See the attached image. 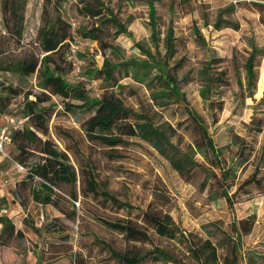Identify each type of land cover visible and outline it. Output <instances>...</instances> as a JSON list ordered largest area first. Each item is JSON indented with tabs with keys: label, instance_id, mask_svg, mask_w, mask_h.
Here are the masks:
<instances>
[{
	"label": "trees",
	"instance_id": "1",
	"mask_svg": "<svg viewBox=\"0 0 264 264\" xmlns=\"http://www.w3.org/2000/svg\"><path fill=\"white\" fill-rule=\"evenodd\" d=\"M120 1L129 3L133 0ZM155 2L156 0H146L150 40L154 50L142 42H136L147 58L113 60L106 54L107 49L118 52L117 46L104 39L107 27L115 29L114 36L130 34L126 21L112 6L113 0H79L78 13L88 17L90 22L77 25L75 29L72 28V21L64 18L61 13L51 15L48 8L44 7L41 26L31 40V45L27 44L23 54L17 59L6 61L1 58L6 50L3 48L4 43L0 45V62L4 63L1 68L16 69L21 75L35 73L39 88L35 92L24 91L23 88L0 83L5 92L0 94V113H7L12 96L21 93L25 95L21 119L13 126L11 134L15 149L13 160L28 167L26 175L15 185V191L24 198L30 197L36 202L52 204L72 220L79 216V204L76 206V202L79 203L80 195L103 206L110 204L117 210L132 208L128 202L100 186L91 156L82 155L85 163L79 161L74 147L69 143L79 146L80 138L77 139L70 129L60 125L54 127V132L50 129V121L56 113L55 105L48 104L52 95L62 97L65 112L84 114L80 119V127L83 132L81 137L86 145L94 144L112 150L128 144L130 139L143 140L168 159L171 166L187 180L192 178L197 169L204 171L200 188H208L210 199L224 197L230 205L234 204L235 198L251 194L252 185L264 189V175L260 174L264 167V138L256 148L254 143H247L244 136L233 134L232 143L236 149L231 159H228L214 141L206 118L191 106L184 90L185 84L194 79L198 80L200 95L210 112L212 123H217L224 106V86L229 83L227 71L222 65L223 57L211 54L199 62L196 73L191 70L184 71L187 57L178 55L179 39L175 36L171 21L161 39L163 32L156 16ZM27 3L28 0H1L3 34L20 43L25 30ZM179 3L183 6L186 1L179 0ZM237 4H247L258 12L259 22L264 26V0H231L226 7L219 10L214 22L216 28L240 27L238 21L224 15L225 12H233ZM170 6L173 11L174 4L171 3ZM56 7L60 9V6ZM72 35L77 36L80 41L92 39L96 42L97 49L100 48L106 54L101 67H84L80 78L71 76L73 63L67 57ZM196 36L202 45H206L200 32ZM250 46L244 63L246 85H243L241 79L240 85L243 93L247 89L248 96L253 97L259 79L258 67L264 57V44L260 45L251 40ZM77 55L84 60L86 58L85 52L78 51ZM27 58L33 61H27ZM35 59H39V62L34 61ZM126 77L143 83L146 92L141 94L132 84L123 83L122 80ZM89 81H99L100 89L94 93L88 86ZM31 95L34 98H30ZM131 96L135 98L134 104L127 101ZM169 109H173L174 115H179L175 123L171 119L175 116L166 115ZM255 109L256 112L259 109L264 112V90L255 103ZM181 127L190 130L191 141L184 140ZM247 127L250 132L262 133L264 116L254 113ZM53 133L66 144V150L60 149L52 137ZM69 153H73L79 163L80 190L77 185L78 170ZM107 154L114 159L122 157L121 153L114 151ZM250 163L254 165V169L240 179L239 170L243 172ZM36 178L39 188L35 186ZM64 185H68V188L65 189ZM2 200L7 201L5 198ZM62 200L72 201L71 211L62 204ZM95 215L106 226L121 233L126 241L151 243L147 248L134 244L120 250L97 238L119 264H240L244 260L243 237L253 230L256 220L254 213L232 220L229 227L223 226L219 219L208 220L201 223L202 231L198 232L183 228L169 211L154 206L152 201L141 210V221L131 217L109 219L96 213ZM27 222L24 218V227L19 228L7 214H0V246H17L16 242L25 237L29 227L38 236L43 234L42 227L31 223L27 225ZM150 229L167 238L169 243H154ZM53 238L59 236L55 235ZM55 242L48 241L47 245ZM28 250L17 252L26 253ZM32 251L37 258L36 264H41V249L34 246ZM256 254V251L249 250L246 264H251L249 259L254 260L253 256ZM80 258L77 252L71 255L73 264H77Z\"/></svg>",
	"mask_w": 264,
	"mask_h": 264
},
{
	"label": "rangeland",
	"instance_id": "2",
	"mask_svg": "<svg viewBox=\"0 0 264 264\" xmlns=\"http://www.w3.org/2000/svg\"><path fill=\"white\" fill-rule=\"evenodd\" d=\"M79 0H28L25 9V30L23 32L22 42H18L13 37L7 36L2 30V10L0 0V45L6 52L1 58L6 61L19 58L24 47L31 45V40L35 37L38 28L43 21V8L47 7L51 15L61 13L69 21L76 22L77 25L90 22L88 17L79 15L77 3ZM126 1V0H122ZM186 3L181 6L179 0H156V16L161 26V39L165 35L166 28L171 21L175 36L178 40V55H185L187 66L184 71L191 70L196 73L199 62L211 54L223 57L222 65L227 71L229 83L224 86L223 110L219 113L217 123H212L210 112L204 104L200 95V82L196 79L184 85V90L190 101L191 106L196 108L205 118L216 144L222 148L223 155L228 159L234 154L236 146L232 143L233 134L237 133L245 137L247 143L252 142L258 148L264 138L262 133H253L248 130L247 123L251 120L254 113L258 116H264L263 110L256 112L255 103L263 95L264 90V57L258 67V83L253 97L248 96V90L242 92L240 79L243 85H246V73L244 63L248 56L251 46L250 41L264 44V26L259 22V14L247 4H237L236 9L229 13L225 12V17L238 21L240 27L225 26L216 28L214 22L218 16L219 10L226 7L231 0H185ZM174 4L173 11L170 4ZM60 6L57 9L56 6ZM114 9L120 17L126 21L130 34L124 33L114 36V28L109 26L104 34V39L118 47V52L114 53L110 49L106 54L113 60L119 58H147L138 48L136 42H142L145 46L154 50L150 40V27L148 16V5L146 0H133L131 2H122L113 0ZM2 31V32H1ZM204 36L206 45H202L197 34L199 32ZM81 46V52L86 53L84 63L81 69L92 67H101L104 61V51L92 44L76 40ZM161 44H163L161 42ZM162 47V45H161ZM27 61H33L30 58ZM38 61L39 59H35ZM94 61V62H93ZM94 63V64H93ZM0 83L23 88L24 91H39L37 86L36 74L21 75L16 69L6 70L4 63L0 62ZM123 83L132 84L139 93L146 92L143 83L137 82L129 77L122 80ZM88 86L97 92L101 83L90 82ZM0 94H5L0 85ZM24 94L21 93L12 96L11 104L7 108V113L12 117L13 123L21 119ZM244 96V100L242 97ZM30 98H34L33 95ZM127 101L134 104L135 98L128 97ZM56 107V113L53 115L50 126L54 132V127L60 125L70 129L80 143L74 145L79 161L85 163L82 155H89L93 158V166L96 169V175L100 186L107 188L121 200L128 202L132 208L130 210H117L110 204L103 206L96 203L93 199L79 196V205L77 206L78 217L72 220L65 217L52 204H44L34 201L32 198H24L21 193L15 191L17 181L25 175V171H18L14 164L12 156L14 155V145L8 141L4 149L0 151V214H7L13 219L16 226L24 227V218L27 219V225L35 224L42 227L43 234L38 236L30 227L26 229L25 237L17 241V246H0V264H36L37 258L32 251L34 246L41 249L43 253V262L41 264H73L71 255L77 252V264H119L114 259L108 249L98 241H106L120 250H125L134 244L137 247L147 248L151 246L149 242H128L118 231L109 228L102 223L97 215H102L109 219L116 217H131L140 220V212L151 201L156 207L169 211L175 220L185 229L202 231L201 223L219 219L223 226L229 227L234 219L255 214V224L253 230L243 237L242 252L244 260L240 264H246L249 250L256 251L253 259H249L251 264H264V189L255 185L251 186V194L239 196L234 199V204L230 205L224 197L212 200L208 197V188L201 189L200 182L203 179L204 171L197 169L190 180L182 177L170 164L169 160L158 153L149 143L138 138L130 139L129 143L118 147L117 149H106L98 145H86L81 137L83 132L80 127V119L84 117L83 113H67L64 111L62 97L52 95L48 102ZM173 109H169L166 115L175 123L179 115L173 114ZM5 119L0 117V125L5 123ZM185 141L192 140L190 130L180 128ZM52 137L60 147L66 150V144L61 141L54 133ZM68 143V141H67ZM114 151L121 153V158H111L107 152ZM70 159L78 170V189L80 190V167L73 153H69ZM198 158H203L198 155ZM30 163V162H29ZM30 165V164H29ZM254 165L248 164L243 172L239 170L240 179H243L252 172ZM260 174L264 175V167ZM35 186L39 188L36 178ZM65 189L68 185H64ZM59 192V189L55 188ZM27 190H25L26 192ZM157 194V197H156ZM2 198L7 201L4 202ZM69 200V198L66 196ZM62 204L69 210L73 208L72 201L62 200ZM53 223V224H52ZM55 223V226H54ZM48 225H52L48 229ZM1 226V225H0ZM153 242L160 245H166L169 240L159 236L152 229ZM59 238H53V236ZM55 240V243L47 245L48 241ZM24 249H29L26 253H18Z\"/></svg>",
	"mask_w": 264,
	"mask_h": 264
},
{
	"label": "built area",
	"instance_id": "3",
	"mask_svg": "<svg viewBox=\"0 0 264 264\" xmlns=\"http://www.w3.org/2000/svg\"><path fill=\"white\" fill-rule=\"evenodd\" d=\"M76 27H77V23L72 22V28L75 29ZM77 39H79L77 36L72 35V38L70 40V50L68 51V54H67L68 59L71 60L73 63V71H72L71 76L74 78L82 77L81 64L84 63V59L77 55V52L82 50L81 46L76 41ZM83 41L87 44H92L94 46H97L96 42L90 38H86ZM1 118L5 119L6 121L2 125H0V151L4 149V145L6 142L11 141L12 128L16 124V123H13L12 117L8 114H2ZM14 164L18 171L26 172L28 169L27 166L17 161H14ZM76 203L77 205L79 204L78 202Z\"/></svg>",
	"mask_w": 264,
	"mask_h": 264
},
{
	"label": "crops",
	"instance_id": "4",
	"mask_svg": "<svg viewBox=\"0 0 264 264\" xmlns=\"http://www.w3.org/2000/svg\"><path fill=\"white\" fill-rule=\"evenodd\" d=\"M1 117V116H0Z\"/></svg>",
	"mask_w": 264,
	"mask_h": 264
}]
</instances>
